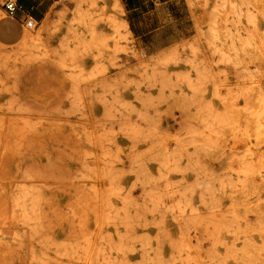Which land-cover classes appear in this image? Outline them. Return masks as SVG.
<instances>
[{"label":"rangeland","instance_id":"1","mask_svg":"<svg viewBox=\"0 0 264 264\" xmlns=\"http://www.w3.org/2000/svg\"><path fill=\"white\" fill-rule=\"evenodd\" d=\"M30 1L0 8V264H264V0Z\"/></svg>","mask_w":264,"mask_h":264},{"label":"built area","instance_id":"2","mask_svg":"<svg viewBox=\"0 0 264 264\" xmlns=\"http://www.w3.org/2000/svg\"><path fill=\"white\" fill-rule=\"evenodd\" d=\"M0 8L8 16L18 18L28 27H32L36 24V20L21 7L19 0H0Z\"/></svg>","mask_w":264,"mask_h":264},{"label":"crops","instance_id":"3","mask_svg":"<svg viewBox=\"0 0 264 264\" xmlns=\"http://www.w3.org/2000/svg\"><path fill=\"white\" fill-rule=\"evenodd\" d=\"M21 2H23L24 5H25L26 7H31V6H30V5H31V1H30V0H19V4H20L21 7H22ZM22 8H23V7H22Z\"/></svg>","mask_w":264,"mask_h":264},{"label":"bare ground","instance_id":"4","mask_svg":"<svg viewBox=\"0 0 264 264\" xmlns=\"http://www.w3.org/2000/svg\"><path fill=\"white\" fill-rule=\"evenodd\" d=\"M123 23H124V22H123ZM257 80H258V79L254 77V79H253V83H258ZM257 85H258V84H257Z\"/></svg>","mask_w":264,"mask_h":264}]
</instances>
